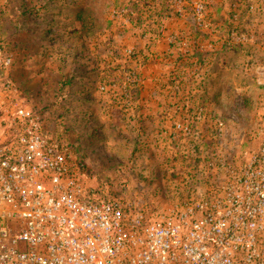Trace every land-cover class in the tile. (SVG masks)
Here are the masks:
<instances>
[{
  "label": "rangeland",
  "instance_id": "obj_1",
  "mask_svg": "<svg viewBox=\"0 0 264 264\" xmlns=\"http://www.w3.org/2000/svg\"><path fill=\"white\" fill-rule=\"evenodd\" d=\"M31 1L0 0V111L39 113L86 186L168 213L259 152L264 0H49L36 21L3 18Z\"/></svg>",
  "mask_w": 264,
  "mask_h": 264
},
{
  "label": "built area",
  "instance_id": "obj_2",
  "mask_svg": "<svg viewBox=\"0 0 264 264\" xmlns=\"http://www.w3.org/2000/svg\"><path fill=\"white\" fill-rule=\"evenodd\" d=\"M141 202L86 186L39 113L0 111V264H264V139L222 194Z\"/></svg>",
  "mask_w": 264,
  "mask_h": 264
},
{
  "label": "crops",
  "instance_id": "obj_3",
  "mask_svg": "<svg viewBox=\"0 0 264 264\" xmlns=\"http://www.w3.org/2000/svg\"><path fill=\"white\" fill-rule=\"evenodd\" d=\"M31 1V0H30ZM41 1H43V3L40 5V4H38V1H36V2H33V3H31L30 2V8H28V9H24V7H22V6H20V5H17V4H7L6 6H5V10H4V6H3V10L5 11V13H7L6 15H4V19H8V17H10L9 16V13L10 12H12L13 10H14V13L16 12H20V13H22V12H25V13H27V11L26 10H28V12H29V16L31 17V18H33V20H37L38 19V16H40V14L42 13V10L44 9L45 10V8H47V7H49V4H50V1L49 0H41ZM24 13V14H25ZM23 15V14H22ZM16 25L17 26H19L18 25V23H16ZM144 102H142V106H144Z\"/></svg>",
  "mask_w": 264,
  "mask_h": 264
}]
</instances>
